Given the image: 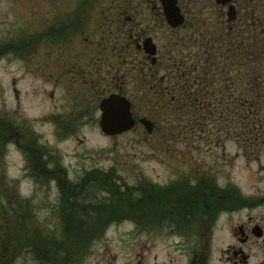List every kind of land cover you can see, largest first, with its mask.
<instances>
[{
    "label": "rangeland",
    "instance_id": "rangeland-1",
    "mask_svg": "<svg viewBox=\"0 0 264 264\" xmlns=\"http://www.w3.org/2000/svg\"><path fill=\"white\" fill-rule=\"evenodd\" d=\"M90 1L88 21H84L83 27L73 29L76 22L70 20V39L57 41L44 34L67 14L71 17L85 0H0V43H20L42 35L40 43L26 50L23 56L0 61V125L3 127L4 116L8 114L13 132L34 130L42 143L63 156L62 163L70 168L72 180H79L85 171H104L122 187H127L120 190L125 196L132 189L143 187L145 181L166 185L196 168L201 175L213 171V178L220 185L234 187L244 198L251 199L250 207L247 206L249 212L236 214L229 222L220 223L213 239L205 244L209 249H206L209 264H221L220 253L231 243L232 228L247 222L248 217H264V155L259 156L258 162L245 158L238 148L234 127L229 132L218 121L208 129L211 133L208 140L193 138L191 134L195 130L185 129L192 117L179 116L175 109H169L173 97H178L177 92L167 86L149 92L144 89L137 75V65L144 58L124 54L129 50L124 42L130 39L131 33L135 36L133 41L138 40L134 26L126 21L138 17L141 29L147 32L151 27L156 44L164 47L161 48L163 55L169 51L170 59L216 58L218 53L214 51L223 46L224 40L209 35V26L216 27L223 8H218L214 0H196L191 5L194 15L188 19L199 14L197 18L208 20L207 25L199 22V36L185 40L184 33L168 28L160 11H152L153 5H149L148 0ZM138 3L142 6L140 14L136 15ZM226 11L223 9L227 20ZM106 18L115 20V31L104 29ZM240 69L243 70L241 65H235L236 71ZM156 72H160L157 75L160 79L167 70L162 67ZM243 83L237 81L226 87L232 94ZM121 88L133 105L134 115L154 123L152 135L141 125L116 138L102 134L100 97ZM164 93L166 97L162 102L157 97ZM57 126H61L64 135L57 133ZM221 136L222 141L217 142ZM25 170L23 159L14 149L9 150L7 156L1 151L0 185H7L6 207L11 210L12 204H20L13 196L19 193L28 202L31 199V205L36 208L35 213L16 212L26 216V224L25 227L17 225L14 237L29 232L42 239L52 232L59 238L58 186L35 179ZM9 228L8 220L0 212V246L4 245ZM195 246L183 239L161 237L147 230L139 234L134 226L123 224L113 226L98 239L81 264H191ZM253 252L256 254L255 249ZM257 256L258 260L264 259V255ZM29 258L28 254L16 256L15 264H30ZM58 259L64 264V257Z\"/></svg>",
    "mask_w": 264,
    "mask_h": 264
},
{
    "label": "trees",
    "instance_id": "trees-1",
    "mask_svg": "<svg viewBox=\"0 0 264 264\" xmlns=\"http://www.w3.org/2000/svg\"><path fill=\"white\" fill-rule=\"evenodd\" d=\"M261 2L264 4V0ZM255 7L249 4L248 15L253 11L250 18L256 24L250 26V31L244 28L240 34L225 29L213 32L210 35H214V39L224 40L223 46L219 48L224 50L216 58L207 56L198 62L189 61L184 66L176 67L170 76L171 82L187 86L185 93L177 92V98H184L185 101L173 102L169 109H175L179 116L186 114L192 117V122H189L200 130L210 129L215 121L220 122L221 127L229 132L234 127L236 142L248 160H255L264 153V141L261 142V139L264 140V11L258 15ZM70 19L72 17L69 13L44 35L57 41L69 40ZM41 38L42 35L21 40L20 43L0 44V59L13 51L32 49L40 43ZM238 64L243 70H235V65ZM254 66L259 69H252ZM237 81L244 83L231 94L226 85L233 86ZM165 97L166 94H162L157 98L163 102ZM246 147L252 149H245ZM2 188L0 185V192ZM116 188L108 179L99 184L91 180L78 186L70 184V197L65 194L60 205L59 238L50 233L43 240L54 244L48 248L55 250L58 258L66 257L70 259V264H81L92 243L104 236L110 226L148 216V213H135L137 210L147 209L144 199L136 205L130 197L119 194ZM106 193L110 197L101 199ZM231 202L238 205L246 203V200L238 190H233ZM3 206L5 202L0 199V209ZM5 216L7 219L18 217L15 223L25 227V216H20L19 213H7ZM20 237H24L32 245L34 252L46 251L37 244L38 238L35 239L34 234L26 232ZM11 240L13 242L19 239L12 235Z\"/></svg>",
    "mask_w": 264,
    "mask_h": 264
},
{
    "label": "flooded vegetation",
    "instance_id": "flooded-vegetation-1",
    "mask_svg": "<svg viewBox=\"0 0 264 264\" xmlns=\"http://www.w3.org/2000/svg\"><path fill=\"white\" fill-rule=\"evenodd\" d=\"M220 1L228 3L225 0ZM148 2L149 5H153V8L150 7L153 12L160 11L156 5L157 0H148ZM241 2H243L242 7ZM179 3L182 15H184L185 21L187 20L185 22L186 26H183V30L186 31L189 26L187 17L192 14L190 8L194 2L192 0H180ZM249 4H251L250 0H232L229 3L227 8L232 7L233 9H229L227 25L232 33L237 30L235 23L241 22V19L245 21L242 28L250 31ZM141 6L142 4L138 3V7L135 8L136 15L140 14L139 10ZM221 14L224 15L223 12ZM77 21L78 19L74 20V22ZM128 23L132 24L137 31V51L144 54L140 47L148 37H153V31L150 30L151 27H148L147 32L142 30L138 17L129 19ZM134 38V35L131 36L132 40ZM18 54L23 56L26 53L18 51ZM10 59L11 56L6 58V60ZM62 132L61 126H57V133L60 135ZM0 136H3L0 139V144L8 146L4 152L5 156H7L9 150L14 149L21 160L23 159L26 167L25 171H29L33 178L44 179L48 184H57L60 175L55 169L56 160L62 161L63 156L56 151L50 150L46 143H42L40 136L34 130L13 132L11 124L8 121V114H5L4 125L3 127L0 125ZM66 171L70 181V168H67ZM175 182H179V184H175L171 188L159 190L150 187L146 189L149 192L150 207L146 213L170 214L173 219L168 220L166 223L170 225L171 230L174 233L183 234L178 235L179 239L193 241L194 243L192 244H196V251L193 253L191 264H209V251L206 252V249H209L205 244H209V241L213 239L218 225L223 222H229L236 214H243L250 210L245 209L238 212L227 210L226 213H219V193L217 187L215 183H212V180L201 178L199 168H196L193 172H189L180 181ZM226 192L227 194L223 196L222 202V206L224 207L229 197V192ZM157 193H161L164 196L159 199ZM158 201H164V209L157 208L156 203ZM135 226L138 229L139 223H136ZM229 237L231 238V243L225 249H222L220 253L219 262L221 264H264V259L258 260L259 256H257L264 255V217L256 219L248 217L247 222L232 228ZM254 249L256 254L253 252ZM10 261L8 249L1 251L0 247V264H10Z\"/></svg>",
    "mask_w": 264,
    "mask_h": 264
},
{
    "label": "water",
    "instance_id": "water-1",
    "mask_svg": "<svg viewBox=\"0 0 264 264\" xmlns=\"http://www.w3.org/2000/svg\"><path fill=\"white\" fill-rule=\"evenodd\" d=\"M164 5L166 17L173 26H180L183 18L176 7V0H161ZM103 118L101 127L105 135H118L129 131L134 127V120L130 112V104L119 96H112L101 104ZM147 129L151 132L152 124L143 121Z\"/></svg>",
    "mask_w": 264,
    "mask_h": 264
}]
</instances>
